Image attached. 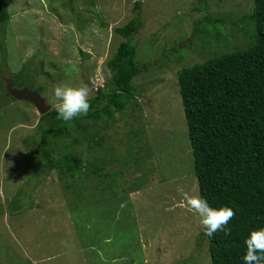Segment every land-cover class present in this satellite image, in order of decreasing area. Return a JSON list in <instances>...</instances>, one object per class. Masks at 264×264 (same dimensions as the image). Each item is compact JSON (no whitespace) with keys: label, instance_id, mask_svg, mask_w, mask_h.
<instances>
[{"label":"rangeland","instance_id":"obj_1","mask_svg":"<svg viewBox=\"0 0 264 264\" xmlns=\"http://www.w3.org/2000/svg\"><path fill=\"white\" fill-rule=\"evenodd\" d=\"M6 1L11 19L0 28V264H211L200 217L183 198L184 192L200 195L177 78L183 68L245 45L237 29L249 28L241 19L253 11L254 0H143V24L129 39L115 29L136 19V0ZM207 17L224 19L231 37L202 41ZM125 41L137 48L136 61L149 67L133 81L137 93L129 110L110 125L98 120L93 128L87 120L86 134L82 128L73 133L87 136L80 144L58 142L85 166L105 165L106 177L40 170L35 152L42 115L3 92L9 79L30 74L46 87L52 109L58 85L94 82L95 91L103 88L105 64Z\"/></svg>","mask_w":264,"mask_h":264},{"label":"trees","instance_id":"obj_2","mask_svg":"<svg viewBox=\"0 0 264 264\" xmlns=\"http://www.w3.org/2000/svg\"><path fill=\"white\" fill-rule=\"evenodd\" d=\"M142 2H135L136 19L115 29L125 39L133 37L143 24ZM254 4L253 11L241 19L249 28L237 29L246 38L244 46L222 50L202 63L183 68L177 78L199 195L215 209L230 207L236 213L227 226L230 234L219 232L208 237L203 233L211 264H244L245 240L253 230L264 227V0H254ZM10 19L7 1L0 0V28H5ZM205 19L208 25L199 33L202 41L231 37L224 33V19ZM136 55L137 48L129 41L119 44L105 64L109 77L103 88L95 91L90 83L91 109L86 117L64 122L57 118L55 107L41 117L40 142L34 157L40 170L55 169L60 176L88 170L93 176L106 177L105 165L85 166L76 152L68 147L60 150L58 142L72 138V144H80L87 136L73 138V133L82 128L81 136L82 132L86 134L87 120L95 122L89 124L94 128L98 120L110 125L118 121V114H126L137 93L134 79L149 70L136 61ZM35 80L28 73L9 79L13 87H28L44 98L46 87ZM3 92L8 94L7 88ZM111 173L118 175L116 171Z\"/></svg>","mask_w":264,"mask_h":264},{"label":"clouds","instance_id":"obj_3","mask_svg":"<svg viewBox=\"0 0 264 264\" xmlns=\"http://www.w3.org/2000/svg\"><path fill=\"white\" fill-rule=\"evenodd\" d=\"M94 87V82H93ZM93 88L89 84L79 86L58 85L54 89V97L57 101L55 109L57 118L64 122H71L76 118L86 117L91 109L90 95ZM184 201L190 211L200 217L201 226L208 237L219 232L230 234L229 222L236 216L230 207L215 209L207 200L183 193ZM246 253L243 256L244 264H264V227L253 230L245 240Z\"/></svg>","mask_w":264,"mask_h":264},{"label":"water","instance_id":"obj_4","mask_svg":"<svg viewBox=\"0 0 264 264\" xmlns=\"http://www.w3.org/2000/svg\"><path fill=\"white\" fill-rule=\"evenodd\" d=\"M7 91L8 94L13 96L16 100L31 103L42 116L51 111L46 100L37 91H32L28 87L16 89L10 82H8Z\"/></svg>","mask_w":264,"mask_h":264}]
</instances>
